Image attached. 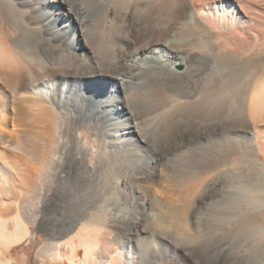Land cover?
Wrapping results in <instances>:
<instances>
[{"label": "bare ground", "instance_id": "1", "mask_svg": "<svg viewBox=\"0 0 264 264\" xmlns=\"http://www.w3.org/2000/svg\"><path fill=\"white\" fill-rule=\"evenodd\" d=\"M260 54L264 0H0L2 188L8 168L35 161L39 198L55 182L69 205L41 222L44 252L67 248L70 264H264V73L248 58ZM189 136L208 141L193 166L167 156ZM4 221L6 247L29 234L17 213L13 229Z\"/></svg>", "mask_w": 264, "mask_h": 264}, {"label": "rangeland", "instance_id": "2", "mask_svg": "<svg viewBox=\"0 0 264 264\" xmlns=\"http://www.w3.org/2000/svg\"><path fill=\"white\" fill-rule=\"evenodd\" d=\"M248 58L253 59L252 62H254L253 63L254 66H256V67L259 66V68H261V70H262L261 73L262 72L264 73V54H260L258 56L250 55ZM154 65H155L154 63H150L149 66L150 67H154ZM205 65H207V64H205ZM171 67L174 70H182V68H184V65L181 64V63L176 62V63H173L171 65ZM142 71H145V66L142 67ZM258 74H260V73L258 72ZM247 79H248V77H246V80ZM244 81L245 80H243V82ZM78 92L80 93V90ZM198 115H199V117H197ZM201 116L202 115L199 114V113L195 114L196 119L202 118ZM192 128L194 130L196 129V127H193V126H192ZM87 130H89V129H87L85 127H80V129L78 131L79 139H83V136L81 134L84 133V132H89ZM205 140H206V138L203 139L201 137L189 136L188 139L184 141L185 144H184V142H183V144H181L182 145L181 147H183V148H181V147L179 148L180 152L178 151L179 149L176 150V152H179V153L176 154V152L175 153L173 152L171 154H167V156L171 157V158H174L173 154H175V157H177L176 159H180L179 161H181V159H182L183 161H185V163L188 166H193L195 164V161L192 159L191 155H193L195 152H199L198 148L200 146H206L205 142H208V141L207 140L205 141ZM201 142H202V144H201ZM203 143H205V144H203ZM183 149H184L185 153H183L184 151L182 152ZM184 156H185V158H184ZM234 158H240V157L235 155L233 157V159ZM254 158L258 161V163H260L262 166H264V155H262V154L254 155ZM185 159H187V160H185ZM61 160H63L62 157H58L57 158V161H61ZM32 162L26 160V162L21 161L20 163H18L20 171L24 168L21 171L24 174H17V172H15L12 169L10 170V168H8L9 170L7 172H8V174L9 173H11V174L8 175L9 179H8V177L6 175V178H7L6 182L7 183L5 184L6 185L5 189L2 188L3 187V183L0 181V201H1L0 202V208H2V207L5 208V209L4 208L0 209V210L4 211V212H2V211L0 212V218L3 219V221L5 220L4 223H3L4 227L7 226L6 224H9L7 228H9V229H13L14 228L13 216L15 215V213H17L21 217V219L24 222V224L26 225L27 229L29 230V234L26 235L21 242L16 243V244H11L8 247H6L5 243L3 241L1 242V240H0V264H70L68 259H67V257L65 258V256L68 254L67 253L68 252L67 248H66V251H65V249H61V253H60L61 255L59 257H55L56 254H55V250L53 249V250H46V251H48L50 257L47 256L46 258L44 257L43 259H41V257L39 258V252L45 251L43 247L45 245H48V246L52 247V243H53V239L52 238H48L49 234L46 233V231H45L44 227H46V226L42 225L41 222L42 223L46 222V220L50 219L51 217L53 219H55V217L58 218V216H60V213H59L58 209L56 208L57 209L56 210L55 206H53V205H54V203H56V201H59V200H55V199L60 196V194L62 192V188H61L60 185H58L55 182H48L47 185H46V188H48V189H46L45 192L43 193V196L46 199L39 198V194L37 192V191H39L38 190V188H39V170L37 168L38 164L35 161H32ZM86 164H87V166H90L91 162L89 160H87ZM25 165L27 166V168H26ZM253 167L259 168L258 165H255V164L252 163L251 164V169ZM161 169H162V167H160L158 169V170H160V173L163 171V169L162 170ZM32 170H34V171L28 173V171H32ZM250 173H251L250 175L253 174L252 171ZM246 175H249V174H246ZM254 175L255 174H253L252 176H254ZM41 177H42V180L44 178L46 180L47 175H41ZM189 177H190V179H189ZM18 179H19V181H18L19 183L16 181ZM28 179L31 181V183L29 182ZM182 179H184V180L182 181ZM192 179H193V177L189 176V175L181 178L180 181L178 179V182H180L178 184H180V185L177 186V187L184 188L185 184H187L188 182L190 183L191 182L190 180H192ZM32 180H34V181H32ZM159 181H155L153 185L155 187L160 188L161 187V180H159ZM22 182H24V183L28 182V183H26L27 185L28 184L29 185L32 184L31 186H34L33 190H34V188H36V190L33 191L30 188H28V187L24 188L25 185H23ZM33 182H34L35 185L33 184ZM21 183H22L23 186H21ZM176 185H177V181H176ZM26 188L28 190L29 189L31 190L29 192L30 195L28 194V192H27L28 190ZM25 189L27 190L26 192H25ZM5 190L8 191V192H6ZM20 191L23 192V194L20 193ZM17 192L19 193L20 196L17 194ZM24 192L27 193V194L25 195ZM32 192H34V193H32ZM15 194H17L18 196H16ZM14 195L16 196L15 197L16 199L14 197H12ZM24 198L27 201H24L25 200ZM31 198H32V200H31ZM33 198H35V199H33ZM151 201H152L153 204L156 203V199L155 198L152 199ZM151 201H150V203H151ZM211 203H212V205H214L215 204L214 200L210 201V199H208L207 202H205L204 204L201 205V208H204V207L206 208V207L212 206ZM3 204H5V205L3 206ZM15 204L18 205V208H17V205H15ZM56 205H61V202L59 201L58 203H56ZM68 206L69 205H67V204H62L60 207H68ZM64 210H66V209L63 208V212H65ZM71 210H73L72 208L70 209V212H73ZM7 212H8L9 215L7 214ZM13 212H14V215H11V214H13ZM1 213H3V214H1ZM43 215H45V216H43ZM44 217H45V219H44ZM11 225H12V227H11ZM76 244L77 245L75 246V251L73 252L72 255L70 254L69 257H72L74 259V262H79V261L82 260V257H83V248H82V246H80V244L77 241H76ZM1 249H3V250H1ZM59 252H60V250H59ZM45 253H47V252H45ZM48 253H47V255H48ZM51 256H53V257H51Z\"/></svg>", "mask_w": 264, "mask_h": 264}, {"label": "crops", "instance_id": "3", "mask_svg": "<svg viewBox=\"0 0 264 264\" xmlns=\"http://www.w3.org/2000/svg\"><path fill=\"white\" fill-rule=\"evenodd\" d=\"M47 253H48V251H47ZM47 253H45L44 251L39 252V258L41 257V259H43L44 257L46 258L47 256L50 257L49 253H48V255H47Z\"/></svg>", "mask_w": 264, "mask_h": 264}]
</instances>
